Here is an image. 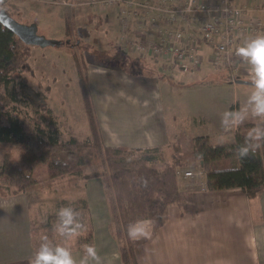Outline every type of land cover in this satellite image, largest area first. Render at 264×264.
<instances>
[{"label": "trees", "instance_id": "obj_1", "mask_svg": "<svg viewBox=\"0 0 264 264\" xmlns=\"http://www.w3.org/2000/svg\"><path fill=\"white\" fill-rule=\"evenodd\" d=\"M6 1L2 0L0 8L4 7L13 16ZM64 33L69 37L76 33L68 17H65ZM26 46L0 22V117L6 118V122H0V148H20L18 157L11 156L10 151L5 150L1 158L0 196L69 188L89 178L102 177L106 181L105 192L111 215L109 227L118 241L121 262L138 264L135 247L146 239L130 240L127 234L129 226L149 219L155 233L168 221L170 207L176 205L182 214L187 212V192L180 188L176 173L181 166L199 163L205 172V183L209 190L241 188L249 199L263 192L264 139L256 140L253 135L254 129L264 130L263 119L251 118L238 123L239 130L231 139H214L208 134L195 135L189 141L190 149L186 148L184 135L180 134L167 144V147H171L169 158L165 145L130 147L106 144L88 82L86 56L73 48L70 51L78 74L89 134L85 138L70 134L62 139L58 116L46 102L32 108V128L27 129L20 117L22 102L30 104L24 93L29 87L26 72L30 70L24 50ZM115 54L111 55L115 64L108 63L109 67L132 76H166L159 69V61L153 57L143 58L130 53L120 43ZM219 67L230 72L226 66ZM252 78L240 76L238 80L252 81ZM228 80L231 82V77ZM230 110V113H234L232 106ZM257 144L260 146L253 154L251 149ZM242 146L249 147V156L244 159L238 156ZM41 166L45 168V175L38 178L36 172ZM190 170H193L192 167ZM84 204L87 207L86 202ZM55 220L60 225L59 216ZM75 222L81 227L73 242L58 244V236L63 240L67 236L56 233L49 226L43 239L35 240L36 252L42 244H47L53 249L62 246L86 256L84 246L94 245L92 228L89 222H84V218Z\"/></svg>", "mask_w": 264, "mask_h": 264}, {"label": "crops", "instance_id": "obj_2", "mask_svg": "<svg viewBox=\"0 0 264 264\" xmlns=\"http://www.w3.org/2000/svg\"><path fill=\"white\" fill-rule=\"evenodd\" d=\"M20 1L25 6L22 10L27 13V7L32 4L57 8L62 6L58 3L59 0ZM74 1L72 5H86L90 8L89 0ZM90 10L101 20L103 27L113 34L114 43L119 46L116 10L112 9L105 14ZM30 15V20L40 16L39 13ZM65 17L61 20H65ZM259 34H264V29ZM252 37L254 36H249L248 40ZM204 50L205 55H208L210 48L207 46ZM244 61L248 64L246 59ZM205 64L207 75L212 74L213 68L208 63ZM196 72L175 70L166 73L164 78L175 79V76L183 73L197 75ZM92 73L96 76L93 75L90 86L106 144L130 147L160 144L169 148L168 142L174 139V133H171L178 131L177 127L180 128L181 124L175 121L176 128L172 130L168 126L165 101L160 92L164 78H159L156 74L132 76L122 71L113 73L98 65L93 66ZM237 85L234 84L233 88L236 89ZM250 90V94L255 91L254 88ZM250 97L247 94L244 102L236 104V98H233L226 113L212 110V114H209L206 110L211 109L208 107L195 105L199 109L198 117L205 118L203 114L209 115L207 121L200 120L204 124L202 132L214 139L233 138L239 129L238 124L233 122V117L226 115L231 112L230 105L234 113H239L243 120H264V117L253 114L254 105L249 103ZM180 134L182 135L176 132V139ZM185 146L191 148L189 143ZM166 155L170 157L167 151ZM190 166L193 170L200 168L199 163ZM190 166H181L180 169L189 170ZM178 182L180 188L187 192V212L182 214L180 208L174 205L169 209L168 221L157 232L154 233L153 226L150 225L151 238L135 247L138 264H264V190L258 197L249 199L241 188L209 190L205 176L201 175H180ZM104 183L102 177H94L75 186H82L79 198L87 204L93 244L101 258V264H122L118 241L109 227L111 215ZM73 187L67 189L71 190ZM36 196L35 192L0 196V264H29V260L35 258L36 227L32 204L37 203L33 198ZM68 198L70 201H77L72 195ZM66 202L69 201H64ZM42 217L41 212L40 219ZM44 218L48 221V216ZM42 225L44 223L40 220L39 226ZM66 238L67 244H70L76 236ZM70 252L76 264H82L85 259L87 264H96V261L80 251Z\"/></svg>", "mask_w": 264, "mask_h": 264}, {"label": "rangeland", "instance_id": "obj_3", "mask_svg": "<svg viewBox=\"0 0 264 264\" xmlns=\"http://www.w3.org/2000/svg\"><path fill=\"white\" fill-rule=\"evenodd\" d=\"M74 3V0H70L67 4L59 5L60 8L32 4L29 8L27 7L29 15L39 13L40 16L32 17L31 20V15L29 16L25 10H22L25 6H22L23 3L20 0H10L8 4L6 3L7 8L14 13L13 17L19 22L36 21L40 34L50 39L63 41L60 46L27 45L25 47L24 50L27 54L30 70L26 72L29 87L25 89L24 93H26L30 104L26 105L25 102H22L21 107L23 110L20 113V117L25 121V127L31 129L30 112L32 108H35L39 103H48L61 123L62 139H66L70 134L78 138H85L89 134L78 74L70 50L73 48L81 54H85V61L88 64L89 86L93 81V75L96 76L95 73H92L93 66H101L113 73L114 71L124 72L108 65V63L115 64L114 57L111 58V55H116L117 52L113 34L103 27L101 20L92 14L88 6L72 5ZM63 16L68 17L72 22L76 32L72 37L64 33L65 20H61ZM67 39L69 40L67 41ZM205 65L202 67L203 69L196 72L197 75L183 73V75L175 76V79L166 77L162 80V91L160 92L165 101L168 126L172 130L176 128V122L181 124L180 128L177 127L178 131L175 130L171 133H174L173 141L176 140V132L184 135L185 145L189 143L188 139H192L193 136L205 134L202 132L204 124L200 123V120L207 121L209 115L203 114L205 118L198 117L197 110L199 109L195 105L208 107L211 109L206 110L209 114H212V110L213 112L223 111L226 113V108L233 98H236L234 100L236 104L240 101L244 102L247 94L252 95L248 92V90L251 91L250 89L254 88L250 84L244 86L237 83L240 85L236 84V89L233 88V84L228 80L230 72L226 68L215 67L211 72L212 74L207 75ZM100 78L98 79L100 80ZM0 122H6V118L4 116L0 117ZM253 135L255 137V131ZM187 137L188 139H186ZM5 150L10 151L9 153L14 157H18L20 152L18 146L0 148V163ZM166 151L171 153V147L167 148ZM42 172H44V176L45 171L41 166L37 169L36 176L42 178ZM104 184H106V181ZM81 187L79 185L74 186L71 190L61 188L42 192L34 191L37 195L36 198L33 197L34 200H37V203L32 204L35 215L36 231L34 238L36 241L43 239L49 226L53 227L56 233H60L58 231L60 225L55 220L60 208L68 207L74 210V221L79 222L84 218V222H88V207L79 198ZM70 195L75 198L78 195L77 201H70L68 198ZM64 201L69 202L64 203ZM41 212L43 214L42 219H40ZM46 216H48V221L44 218ZM40 220L44 223L41 227L39 226ZM66 239L63 240L58 236V244L67 243L68 240Z\"/></svg>", "mask_w": 264, "mask_h": 264}, {"label": "built area", "instance_id": "obj_4", "mask_svg": "<svg viewBox=\"0 0 264 264\" xmlns=\"http://www.w3.org/2000/svg\"><path fill=\"white\" fill-rule=\"evenodd\" d=\"M88 4L99 14L116 10L122 48L155 58L164 73L198 71L208 63L228 67L233 84L240 76H253L252 65L237 55V49L264 29V0H89ZM207 46L210 51L205 55ZM176 173L205 176L201 168H178Z\"/></svg>", "mask_w": 264, "mask_h": 264}, {"label": "clouds", "instance_id": "obj_5", "mask_svg": "<svg viewBox=\"0 0 264 264\" xmlns=\"http://www.w3.org/2000/svg\"><path fill=\"white\" fill-rule=\"evenodd\" d=\"M2 3V0H0ZM237 55L243 57L252 65V86L255 91L249 99V103L253 104V114L258 117H264V34H258L252 37L248 42L237 49ZM233 117L234 123H241L243 117L239 113H227ZM223 123V121H222ZM256 132L254 139H264V130L254 129ZM247 140V138H246ZM260 145L252 147V152L255 154V149ZM238 156L241 159L249 156V147L242 146L238 150ZM60 218V227L58 231L61 235L78 236L80 224L74 221V213L70 208H60L58 211ZM152 221L149 219L140 220L135 225H130L128 228V237L130 240L137 241L140 239H150V225ZM86 257H91L96 264H101V258L97 248L94 245L88 244L84 246ZM29 264H76L70 250L66 247L57 246L54 249L47 244H42L34 259L29 260ZM82 264H87V261H82Z\"/></svg>", "mask_w": 264, "mask_h": 264}, {"label": "water", "instance_id": "obj_6", "mask_svg": "<svg viewBox=\"0 0 264 264\" xmlns=\"http://www.w3.org/2000/svg\"><path fill=\"white\" fill-rule=\"evenodd\" d=\"M0 22L15 33L25 44L46 47L50 45L60 46L62 40L50 39L38 32V23H21L11 16L5 8H0ZM250 80H238L241 84H252Z\"/></svg>", "mask_w": 264, "mask_h": 264}]
</instances>
